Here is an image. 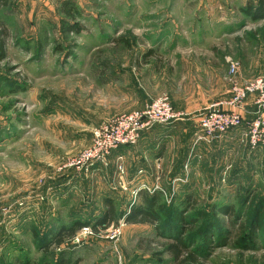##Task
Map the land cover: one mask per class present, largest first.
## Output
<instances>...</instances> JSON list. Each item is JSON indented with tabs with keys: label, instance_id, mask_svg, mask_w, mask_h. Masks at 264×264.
I'll return each instance as SVG.
<instances>
[{
	"label": "rangeland",
	"instance_id": "obj_1",
	"mask_svg": "<svg viewBox=\"0 0 264 264\" xmlns=\"http://www.w3.org/2000/svg\"><path fill=\"white\" fill-rule=\"evenodd\" d=\"M249 1L256 2L6 0L0 8L8 34L0 61V264H179L168 254V235L126 222L141 190L157 192L163 207L188 196L206 213L187 237L194 261L185 264H264V225L248 248L221 236L215 242L211 234L227 228L217 209L232 206L249 222L264 198V155L251 151L239 128L223 135L229 147L200 162L197 175L187 169L184 184L168 180L173 159L159 165L164 170L152 186L133 183L128 158L108 156L104 165L78 169L93 129L158 98H167L177 116L197 120L214 110L256 114L255 93L245 101L234 93L264 76V19L243 14ZM150 49L154 55L144 61ZM226 102L232 106L221 105ZM196 133L173 137L172 158L191 139L195 145ZM109 209L112 220L97 224ZM77 223L92 229L81 227L61 247L42 244L49 227L54 233ZM199 229L204 239L195 234Z\"/></svg>",
	"mask_w": 264,
	"mask_h": 264
},
{
	"label": "trees",
	"instance_id": "obj_2",
	"mask_svg": "<svg viewBox=\"0 0 264 264\" xmlns=\"http://www.w3.org/2000/svg\"><path fill=\"white\" fill-rule=\"evenodd\" d=\"M5 2L6 0H0V8L5 6ZM62 10H64V8ZM241 10L244 15L254 20L264 19V0H256L255 3L249 1L245 8ZM2 25L0 21V61L4 59L6 40L8 38L7 30ZM121 40L122 39L119 41ZM153 55V49H150L145 52L142 58L144 61H147ZM138 196L140 197V201L137 205L131 206L129 215L125 218L126 222L130 224L152 225L160 236L164 237L168 235L169 244L166 245V248L168 254L174 261H178L179 258H181L179 264H185L189 259L192 260V253L189 252L187 246L190 238L187 239V237L193 232L196 223L207 217L206 213L203 211L194 209L196 201L186 196L178 205L171 204L163 207L162 205H158L159 194L157 192L149 194L141 190L138 192ZM217 212L225 216L228 223L226 222V229L220 228L218 230V227L211 229V234L215 242H220L219 237L221 236L223 240L229 243L231 242L236 248L240 246L248 248L255 237L256 231L264 225V198H261L249 222L241 221L237 213L234 214L232 206H223L217 209ZM112 214L113 209H109V211L103 213L102 217L97 219L96 223H108L112 220ZM162 216H165L164 220H162ZM84 225L87 224L77 223L74 228H66L61 224L58 231L54 233L50 232L53 227H49L48 230L50 231H48L46 236L41 238V242L43 244L48 240L45 245L61 247L62 244H64L63 242L74 237L76 231ZM202 232L204 231L199 229L195 234L200 236ZM51 234H53V236H50ZM202 236L204 239V234H202ZM49 238H52V241ZM193 238H195V236H193ZM240 242H242V244ZM21 264H29V262L24 261L21 262ZM60 264H66V262L63 260Z\"/></svg>",
	"mask_w": 264,
	"mask_h": 264
},
{
	"label": "built area",
	"instance_id": "obj_3",
	"mask_svg": "<svg viewBox=\"0 0 264 264\" xmlns=\"http://www.w3.org/2000/svg\"><path fill=\"white\" fill-rule=\"evenodd\" d=\"M229 70L233 73L234 66L231 65ZM234 93L235 97L238 95L239 101H245L251 94H256L252 102L256 107V114L246 122L247 143L251 151L264 155V116L261 112L264 107V76L240 88L235 87ZM221 105L232 106L227 102ZM241 114L235 111L214 110L203 115L198 120L194 143H211L228 131L241 127L244 121ZM178 118L179 116L172 113L167 98L162 97L152 101L142 110L118 116L113 121L99 125L92 131V146L83 153L78 169L84 168L88 171L96 163L104 165L105 159L113 151L135 144L143 131L155 124H169ZM88 228L83 227L81 231L89 232Z\"/></svg>",
	"mask_w": 264,
	"mask_h": 264
},
{
	"label": "crops",
	"instance_id": "obj_4",
	"mask_svg": "<svg viewBox=\"0 0 264 264\" xmlns=\"http://www.w3.org/2000/svg\"><path fill=\"white\" fill-rule=\"evenodd\" d=\"M253 107H247L248 109H252ZM252 110L249 111L251 113ZM190 114V113H189ZM253 115L251 116V118ZM246 121H249L250 117H244ZM198 120L196 117H190L186 115V117H179L172 125L169 126H161L160 129L150 128L141 133L138 142L133 147H120L119 149L113 151L109 156L115 162L132 160L133 166L131 169V179L134 184L141 185H155L157 182H160V178H158L157 171L160 169L164 170L159 165H164L165 162H169L173 159L174 168H169L170 170H174L170 178H168L169 182L181 183L184 184L188 182V173L187 169L193 170L194 175L200 171V162H207L209 156H214L217 151L224 152L226 148L229 147L230 137L222 136L219 139L212 141L211 143L204 144H193V134L198 129ZM197 122V123H196ZM246 122L242 123L241 127L237 129V132L241 131L240 136L243 137L245 135L247 137L246 132ZM186 133L187 139L188 137H192L191 146L189 144L183 145L182 149L179 152L178 149L175 152L177 158L174 155L172 158V145H173V137L177 135V133ZM174 133V134H173ZM167 136H170L172 140H167ZM168 142H167V141ZM194 145V146H193ZM193 146V147H192ZM171 155V159L170 156ZM176 158V160H175ZM142 160V162H140ZM137 161V163H136ZM170 164V162L168 163ZM211 167V162L209 169ZM192 173H190V176ZM194 178V177H192ZM191 178V179H192ZM190 179V180H191ZM138 188V187H137Z\"/></svg>",
	"mask_w": 264,
	"mask_h": 264
}]
</instances>
